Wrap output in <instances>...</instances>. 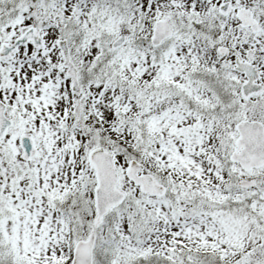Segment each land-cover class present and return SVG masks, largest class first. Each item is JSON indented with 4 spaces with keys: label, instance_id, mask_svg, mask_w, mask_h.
I'll list each match as a JSON object with an SVG mask.
<instances>
[{
    "label": "snow or ice",
    "instance_id": "6c2138e0",
    "mask_svg": "<svg viewBox=\"0 0 264 264\" xmlns=\"http://www.w3.org/2000/svg\"><path fill=\"white\" fill-rule=\"evenodd\" d=\"M0 264H264V0H0Z\"/></svg>",
    "mask_w": 264,
    "mask_h": 264
}]
</instances>
